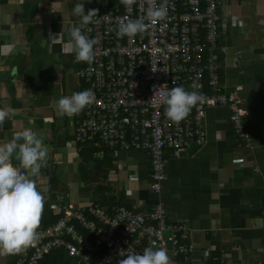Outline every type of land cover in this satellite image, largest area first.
Returning a JSON list of instances; mask_svg holds the SVG:
<instances>
[{
	"label": "crops",
	"instance_id": "crops-1",
	"mask_svg": "<svg viewBox=\"0 0 264 264\" xmlns=\"http://www.w3.org/2000/svg\"><path fill=\"white\" fill-rule=\"evenodd\" d=\"M75 2L0 0V107L16 110L0 122V144L30 127L49 149L33 177L45 197L37 230L55 214L53 204L78 207L103 199L150 210L161 202L170 222L187 226L195 244L192 264L264 262V0H225L220 9L227 49L222 83L226 91L242 87L249 144L234 132L228 107L209 109L206 145L168 154L159 193L150 189L147 153H101L77 143L75 116L56 110L60 96L82 90L75 54L62 50L79 23ZM60 32L59 42L47 39ZM12 162L18 166L15 156ZM22 253L0 251V264H14Z\"/></svg>",
	"mask_w": 264,
	"mask_h": 264
},
{
	"label": "built area",
	"instance_id": "built-area-1",
	"mask_svg": "<svg viewBox=\"0 0 264 264\" xmlns=\"http://www.w3.org/2000/svg\"><path fill=\"white\" fill-rule=\"evenodd\" d=\"M89 1L88 9H97L98 15L83 31L97 41L95 57L90 63L75 60L80 88H91L95 100L74 114L77 143L101 153H147L150 189L155 193L162 190L170 152L206 145L203 120L209 109L228 107L234 132L249 144L242 87L226 91L222 83L220 55L227 49L220 9L225 0H167L168 16L132 37L116 35L119 19L143 16L150 4L162 0ZM177 85L203 94L180 121L166 115L163 103L168 89ZM51 209L57 220L37 232L14 264H38L59 247L76 264H118L127 253L143 252L148 246L166 248L170 264H192L195 244L188 228L183 222H170L161 202L150 210L103 199L78 207L53 204Z\"/></svg>",
	"mask_w": 264,
	"mask_h": 264
},
{
	"label": "clouds",
	"instance_id": "clouds-1",
	"mask_svg": "<svg viewBox=\"0 0 264 264\" xmlns=\"http://www.w3.org/2000/svg\"><path fill=\"white\" fill-rule=\"evenodd\" d=\"M85 3L86 0L84 2L76 0L73 5L72 12L80 19L78 24L71 26L70 39L62 50L74 53L77 61L90 63L95 57L94 46L97 41L90 38L83 29L98 15V10L88 9L86 13ZM167 16V0H162L159 5L150 4L143 16L120 18L116 35L132 37L137 33H143L151 24ZM47 39L53 43L59 42L61 32L50 33ZM202 99L203 94L196 90L189 91L182 85L171 87L163 99L165 113L170 119L180 121L188 115L192 106ZM94 100V91L87 88L74 91L71 95L60 96L55 106L58 114L72 116ZM15 111L10 105L0 107V122ZM48 151L43 138L30 127L15 131L10 140L0 144V251L19 252L32 244L38 235L37 227L45 197L33 177L39 175ZM13 156L18 166L13 164ZM123 257L118 264H170V257L164 247L148 246L143 252H130Z\"/></svg>",
	"mask_w": 264,
	"mask_h": 264
},
{
	"label": "trees",
	"instance_id": "trees-1",
	"mask_svg": "<svg viewBox=\"0 0 264 264\" xmlns=\"http://www.w3.org/2000/svg\"><path fill=\"white\" fill-rule=\"evenodd\" d=\"M220 61L221 62L223 61L222 55H220ZM91 154H93V153L91 152ZM120 205H122V204H120ZM57 218H58V216L56 214L51 216V219L48 221H45L44 224L41 226V228L37 230V232L39 230L44 229L47 226L53 224L57 220ZM38 264H76V263H75L74 259L68 255L67 250L64 247H59V248L53 249Z\"/></svg>",
	"mask_w": 264,
	"mask_h": 264
}]
</instances>
